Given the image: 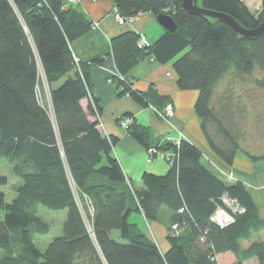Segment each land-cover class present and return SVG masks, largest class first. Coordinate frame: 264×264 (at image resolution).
Returning <instances> with one entry per match:
<instances>
[{
    "label": "trees",
    "instance_id": "trees-1",
    "mask_svg": "<svg viewBox=\"0 0 264 264\" xmlns=\"http://www.w3.org/2000/svg\"><path fill=\"white\" fill-rule=\"evenodd\" d=\"M111 1L122 18L166 14L176 24L174 32L165 31L144 48H138L139 36L132 32L111 41L120 95L143 108L162 110L168 103L152 90H135L128 74L147 56L170 63L177 89L197 92L194 111L211 150L227 165L238 152L264 163V153L240 145L244 133L238 117L244 109H230L231 103L223 101L216 107L213 98L227 73L250 80L249 92L264 90V34L241 38L218 20L184 13L182 0ZM198 5L247 29L264 20V0L257 16L240 0H198ZM92 28L69 0H0V164L18 181L11 202L0 191V264H218V255L227 252L236 257L235 264L253 258L264 264V243L241 246L252 232L264 230L247 188L216 177L190 142L153 148L147 128L129 115L121 117L119 124L131 120L125 131L146 151L173 154L164 175H142L141 188L126 179L113 154L117 139L101 132L99 107L91 93L89 68L101 61H77L71 48ZM41 80L48 107L38 94ZM8 182L0 173V188ZM223 195L243 212L220 228L210 217L222 207ZM41 208L66 211L62 234L44 251L33 242L34 235L49 231L39 217ZM163 208L169 218L165 253L129 222L133 212L156 221Z\"/></svg>",
    "mask_w": 264,
    "mask_h": 264
},
{
    "label": "crops",
    "instance_id": "crops-1",
    "mask_svg": "<svg viewBox=\"0 0 264 264\" xmlns=\"http://www.w3.org/2000/svg\"><path fill=\"white\" fill-rule=\"evenodd\" d=\"M249 12L259 14L261 1L255 5V0H240ZM92 23L93 28L87 35L72 43L71 48L77 61L89 63L99 60V66L89 68L92 81L91 93L99 107L101 132L105 136L117 139L113 154L117 159L123 174L136 188H141V178L145 173L164 175L172 163L173 154L170 151H158L161 157H149L148 152L120 126L119 119L129 115L133 120L147 128L150 132L151 147H160L165 143L172 145L178 140H185L196 146L202 154V163L219 179L232 184L241 182L248 190L256 207L258 218L264 221V163L261 160L251 161L243 153L238 152L231 165L223 162L209 147L201 132V120L194 111L197 98L196 91H181L176 87V76L171 64L162 65L150 56L142 58L130 71L128 76L133 79V87L139 92L152 90L163 99V103H171L175 116L171 120L160 118L151 108H143L129 96H121L116 77V69L111 50V41L127 32L142 35L149 45L158 40L165 30L152 13H141L119 25L113 15L111 0H81L71 2ZM83 108L87 100L81 102ZM179 134L182 136L179 137ZM18 183H16L17 185ZM135 213L134 221L139 230L151 236V239L162 253L168 250L166 240L168 233V212L163 208L156 221H146L142 214ZM44 217L50 216L48 213ZM132 214L130 215V217ZM129 217V218H130ZM44 223H48L40 217ZM49 226V225H48ZM50 231V226H49ZM49 231L46 233L48 234ZM45 234V235H46ZM261 242L264 243V230H260ZM245 242V241H244ZM254 242V241H252ZM247 245L241 243L243 249ZM236 257L232 253L218 255V264H235ZM243 264H258L256 258Z\"/></svg>",
    "mask_w": 264,
    "mask_h": 264
},
{
    "label": "rangeland",
    "instance_id": "rangeland-1",
    "mask_svg": "<svg viewBox=\"0 0 264 264\" xmlns=\"http://www.w3.org/2000/svg\"><path fill=\"white\" fill-rule=\"evenodd\" d=\"M78 2L79 0H72V2ZM260 0H255V5L259 6ZM114 15V14H113ZM255 76L260 77V73H256ZM253 83L250 80L243 82L242 77H235L230 73L224 75L217 83L214 90V104L218 107L219 101H223L224 104L231 103L230 109L234 108L244 109V114L240 118L238 117V124L241 126L243 136L240 139V145L243 149L256 152L257 154L264 153V90L257 89L249 92L248 89L253 88ZM38 94L43 97V103L48 105V91L45 84L40 82ZM236 105V106H235ZM48 107V106H47ZM102 130V128H100ZM256 149H252L253 146ZM0 173L8 177V185L0 188V191L5 193L6 202H11L15 196V187L18 181L10 174L9 168L4 164H0ZM89 208V207H88ZM44 213H48L50 216L44 217ZM39 217H43L44 220L50 226V231L46 235H34L33 242L41 250L44 251L49 242L56 236L62 234V226L66 219V211L53 212L44 208L39 210ZM0 216L2 212L0 211ZM135 213L129 218V222H133ZM257 232H252L250 237L243 242L251 244L258 243L256 241L261 240V236ZM151 238V236H149ZM264 238V237H263ZM256 240V241H255ZM254 241V242H252ZM261 242V241H260ZM250 244V245H251Z\"/></svg>",
    "mask_w": 264,
    "mask_h": 264
},
{
    "label": "built area",
    "instance_id": "built-area-1",
    "mask_svg": "<svg viewBox=\"0 0 264 264\" xmlns=\"http://www.w3.org/2000/svg\"><path fill=\"white\" fill-rule=\"evenodd\" d=\"M69 2H72V0H69ZM113 14H114L115 21L119 25H123L124 23L131 20V18H128V19L122 18L114 8H113ZM137 46H138V48H144V47L149 46V44L144 39V37L142 35H140ZM149 108H151L153 112H155L160 118H162L164 120H171L175 116V110H174V107L171 103L166 104L162 110H158L153 106H149ZM97 119L99 121V128H102L100 120H99V116H97ZM130 123H131V120L126 118V119L120 121V126L124 129H126V127ZM181 136L182 135L179 134V137H181ZM180 141L181 140H178L177 142L174 143V145L178 146ZM147 152L149 154V157H151V158L162 156V155L160 156V153L154 149L148 150ZM221 203H222V207H217L215 209V211L213 212V214L210 217V220L214 224L219 226L220 228H225L234 222V217L237 214L242 213L243 209H241L239 207V205L237 204V202L235 200L228 198L226 195H223L221 197ZM173 229H175V227H173Z\"/></svg>",
    "mask_w": 264,
    "mask_h": 264
},
{
    "label": "water",
    "instance_id": "water-1",
    "mask_svg": "<svg viewBox=\"0 0 264 264\" xmlns=\"http://www.w3.org/2000/svg\"><path fill=\"white\" fill-rule=\"evenodd\" d=\"M181 9L188 15L198 16L203 19L218 20L228 25L239 37L247 40L257 39L264 34V20L257 27L253 29H247L242 27L235 19L226 14L209 11L202 8L200 5H198V0H182ZM156 20L165 31H175L176 24L171 16L166 14H158L156 16Z\"/></svg>",
    "mask_w": 264,
    "mask_h": 264
},
{
    "label": "bare ground",
    "instance_id": "bare-ground-1",
    "mask_svg": "<svg viewBox=\"0 0 264 264\" xmlns=\"http://www.w3.org/2000/svg\"><path fill=\"white\" fill-rule=\"evenodd\" d=\"M78 64V63H77Z\"/></svg>",
    "mask_w": 264,
    "mask_h": 264
}]
</instances>
